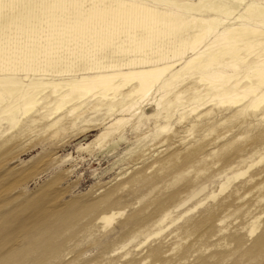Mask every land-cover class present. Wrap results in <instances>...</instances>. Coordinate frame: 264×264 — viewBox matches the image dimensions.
<instances>
[{
    "label": "rangeland",
    "instance_id": "rangeland-1",
    "mask_svg": "<svg viewBox=\"0 0 264 264\" xmlns=\"http://www.w3.org/2000/svg\"><path fill=\"white\" fill-rule=\"evenodd\" d=\"M26 1L27 5H25L24 8L21 7L22 9L20 8L21 16L17 14L16 17L15 15L14 19L11 20L12 23L10 21L11 24L9 23V25L8 23L6 25L0 24V49L7 47V43L10 42L9 40H12L11 44H8V46L10 45V47H8V53L14 55L22 49V51H24L23 54L19 53L18 58H20H15V63L11 64L12 66L14 65L15 68H19V66L40 68V66L45 64L47 59L50 61L52 60L51 62L57 65L61 63L63 67L72 66L73 68L83 67V64L86 66L92 63L97 64L96 62L102 63L108 61L107 58L110 59L112 57L111 51L115 50L118 46L124 48V52L120 51L114 53V58L127 56L134 58L143 55L151 57L154 55L156 56V54L162 55L165 53L170 55L178 51L176 46L180 41L179 38H188L190 34V30L188 29L189 23L187 22L182 29L180 28L177 30L176 35L178 38L174 41L168 37L160 39L159 36H156L147 43H141V40H139V42L135 41L129 43L126 41V34L122 32V25H118L116 26L117 29L112 30V33L106 35V38L111 41L110 43L99 45L92 44L88 39L90 30H93V27L85 29L83 31L84 34H78L76 31V29H79L77 25L85 21L82 18L83 13H85V8L89 6L92 0H65L66 2L63 0L65 7L63 6L62 11H57L55 9L54 11H48L47 8H43L42 6L35 7V0H31V3L30 0ZM45 1L47 0H43V3H45ZM132 1H145L158 9L165 8L177 16L183 15L187 11L183 6L155 3L154 0ZM177 1L182 3L187 0ZM190 1L197 3L201 0ZM212 1L217 3L219 9L223 7L229 8L233 5L236 10L232 13L233 15L231 14L225 19L223 24L218 25L207 33L205 44H209L217 38H220L221 41L226 39L228 35L227 31L230 27L236 25L237 22L242 26L251 25L250 21L244 18L237 19L236 16L241 13L245 15L249 14V10L246 8L249 4L258 3L259 1L264 2V0H241V3L239 0H224V2H222L223 0ZM76 6H80V14L74 13ZM201 11L202 10H199L194 13L188 10V15L194 17ZM255 11L257 10L255 9ZM50 12L53 15L52 17L49 16ZM213 14L214 13H208L205 17H212L214 16ZM26 15L27 17L29 16L27 20ZM36 16L39 17L36 18ZM217 16L223 19L225 18V14L222 12L217 13ZM72 18L75 19L73 20ZM208 21L209 19H205V22ZM72 23L73 28H69ZM131 31L139 33L141 32V28L134 27ZM56 33L58 36H56ZM47 38H49L50 41H48ZM216 43H218V41L213 42L212 45ZM139 44H144L145 46L143 47V45L140 46ZM33 48L36 50L37 55H33L35 57L27 56L28 54L26 51L33 50ZM45 48L46 50H44ZM259 50L260 49L257 48L244 52L240 54V56L242 55L241 57H244L246 62H242L239 59L240 56H238L233 59L234 62H236L234 68H230L225 64L221 66V69L226 73L232 74L230 80H236V82L241 84H243V82H249V80L243 77V74L248 69L249 71L252 70L251 68L254 65L261 63L262 60L259 59H262L263 56L259 53ZM47 52L50 54H48V56L44 55V53ZM190 54L191 52L186 50L182 58L178 59V55L172 57L174 59H171L178 63L174 70L180 68L184 64L183 59ZM245 57L247 59H245ZM230 60L231 59H228L229 62ZM250 61L251 64L248 63ZM255 61L258 62L254 64ZM16 63L19 64L16 65ZM0 64L5 65L3 61H1ZM247 64L250 65L246 67L245 65ZM68 74L69 72L63 75ZM199 74L200 71H195L193 77L189 74L184 75V79L180 83L181 85H177V87L189 84L194 80V77H197ZM169 76L170 74L166 75V77ZM204 84L206 83L203 80L197 83L198 86L200 85L199 88H202ZM208 86L206 85V90L202 92L200 99L193 97L195 95L189 97V95L185 94V96L183 94L180 100H173V104L169 103L168 108L159 112L156 117L148 118L142 117L141 115L137 116L138 114L135 115L136 117L133 116V118H131L132 121L129 120L124 122V124L122 123L120 129H123L119 130V132H114L112 128L111 134L109 133L107 138L100 145L91 142L95 141L97 138L96 136L104 131L107 124L103 125L101 122L103 123L104 120L108 121L110 119V114L115 112L114 108L109 107L107 102L112 94H109L110 96L108 95L106 98H99V100H102L100 104H94L97 101L94 100L97 95H88L86 102L78 106L73 115L68 117L70 120L69 124L60 132L54 133L55 131L53 128L49 129V131L45 130L43 126H40L42 128L40 131H32L28 134L15 136L16 138H13L10 142L2 146L0 151L7 149L11 150V152L9 151V156L11 158L1 165L4 167V170L8 168L7 174L9 175L7 176L11 177H8V182L6 181V185L4 184L7 188L3 192L5 193L7 191L6 195L8 196L5 197L6 195L3 192L0 194V207L4 202H7L4 203L5 206L2 205V208L4 207L3 209L0 208V210H3H1L3 213L0 211V216H2V218L0 217V225H2V228H5L7 225L6 227L9 228L7 230L9 236L12 235L11 237H15L16 240L14 239L15 241H11L10 238L7 237L12 244L5 239V241L7 240L6 243L8 242V247L5 249L7 245L6 243L3 244L5 241H2V238H6V235L4 236L1 234L3 237H0L2 242L0 244L1 246H5L4 248H0V256H4L9 251H12V249L17 250V247H20L21 249H18L13 255V261L8 264H140L143 261V257L146 256L145 247L149 245V241L151 243V241L157 239L167 241L166 246L170 248L172 256H177L189 249L190 253L186 255L187 258L185 257L188 263H193L197 255L205 257L212 254L211 256L213 257L210 256L211 258H209L208 261L210 263H215L220 257V252L230 250L229 252L232 255L237 254L234 242L227 239L224 235L228 232L235 231L236 228L239 229L242 226H246L248 224L249 215L247 214L249 210V212L260 215L261 217L259 218V229H257L256 234L258 235V233L264 229V200L257 202V195L263 193L264 188L263 191L259 192L256 187H251L252 183H240V181L244 180L250 173L256 171L257 168L261 166V163H255L259 159L258 155H244L242 157L243 153L231 152L225 160L223 158H215L211 153L214 151L215 145L220 141L215 139L212 145L206 146L198 154L199 157L205 158L204 160L207 162V165L202 166V162H195L194 165H192L191 161L193 159L187 155V148L196 142L197 137L194 136L195 131L193 132L192 127L188 126L187 121L203 110H191L195 105L193 101L196 100H198L197 102L207 101V104L202 108L206 107L212 108L217 112L220 111L218 115L221 116H217L218 119H222L223 115H230L231 110L235 109L236 111V109H239L238 124L232 122V125L229 126L231 128L228 127L230 130L227 129L226 137L223 139H227L228 136L231 138V136L236 134H238L237 136L244 137V134L241 135L242 127L246 129L247 124L249 126H254L255 123L257 124L259 121H261V123L263 122L262 124L264 125V115L261 114L264 103L260 104L257 108L244 106L243 102L250 97L249 95L248 98L246 97L247 99H243L236 105H221L218 104V99L210 101L215 95V89H211ZM260 88L264 89V85L261 84ZM237 92H240V89H237ZM241 94L242 93H240V95ZM160 95L161 92H154L149 96L151 100H149V98L147 100L149 102L158 100ZM166 98H172V94H168L164 99ZM220 98L224 99L223 96ZM147 100L144 101L145 104H143V107L145 114L149 115L152 112L154 113L155 107L150 104L148 105L149 102ZM90 102L93 103L88 104ZM40 104L41 101L36 102L31 112L39 108ZM70 105L71 103L65 105L55 114L51 115V117H55L59 113H65ZM168 113H171L170 118L167 115ZM124 115L126 117L130 116L127 113ZM12 116L16 118L20 117L18 111L12 114L4 112L0 114V135L10 134L11 126L9 125V119ZM16 128L18 129L19 126ZM214 134H217V131L214 132ZM26 140L28 142L24 146L23 143H25ZM89 143H91V146L88 145ZM173 153L176 154V164L166 165L165 162L167 157ZM240 160L243 163H237L240 162ZM253 162L255 164H253L252 167H248ZM3 167L1 168L3 169ZM194 168L196 170H194ZM241 169H247V171L244 172L243 175H240V177V173L238 174V172H241L239 171ZM235 175L237 176L235 177ZM185 181L193 182L190 187L182 191V195L180 194L179 199H175L171 202L166 212L167 217H165L163 222H158L151 227L144 224L142 226L139 225L147 221L148 218L155 215V213L157 214L154 218L157 220L161 214H163V211L161 213L155 212L156 203L162 200L168 193L182 187ZM221 187H223V189H221ZM114 190L116 191L117 198H119V196L121 197L120 200L123 204H103V209L115 207L113 209L114 211L118 209H125V211L123 210V212L117 215L109 226L103 227L102 223H94V213L93 215H83L81 212L83 209L82 205L98 202L104 195ZM46 192H48L46 194L48 198L45 196ZM10 195H13V200ZM3 197L12 201L4 199ZM42 197H45L44 206H47V208L44 206L43 208H46L48 211L53 208L52 212L54 211L55 213L50 212L53 216L50 215L51 217H49L50 220L48 221L50 222L46 228L47 232L44 229L46 235L40 236V238L37 237L34 241L32 240L33 242L29 241L30 243H28V239L25 238L26 235L24 233L15 232L16 234H13L16 220L11 221L12 223L7 220L15 216L14 214L17 213L19 206L22 207V203L24 207V203L28 204L33 202V200L36 202V199H42ZM17 198L20 202L18 201L15 207L13 203L17 202ZM26 199L31 202H25ZM76 201L79 203L76 204ZM81 201L84 204L81 203ZM66 203L76 204L72 209L74 213L71 212V209L65 210L66 212L60 211V208L61 210L65 209L63 205ZM11 207H15L17 210L15 209L14 211ZM5 208H7L6 212L8 209L12 211L9 210L8 213H6ZM56 208L58 210H56ZM35 209L34 207L33 209H27V211L25 210L21 215L30 214L31 210H34L36 214L38 208L36 211ZM34 212H31V214ZM63 213L65 214L63 215ZM69 213L71 215H69ZM5 216H7V218ZM220 220H223V222L220 223ZM214 224L216 225V229L223 228V231L214 233V229L212 232L209 231L206 233L205 229L207 226H212ZM140 230H144L145 233H140ZM152 231V234H147ZM10 232H12V234ZM241 232H245V228ZM256 234L247 236L244 247L250 244L257 236ZM43 237H45L46 240L48 237H52L56 245H60L62 249L60 256L65 255L63 259H58L60 256L56 257L49 251V253L44 252V254H42V250L46 247V241L44 242L45 238L43 239ZM223 237L225 238L223 239ZM142 250L144 252H142ZM46 254L49 255L47 256ZM32 257L34 258V262H32ZM136 259L137 262L140 260V263H137ZM148 260L149 259H145V263L141 264H151L149 263L150 260L149 262ZM179 261L176 262L172 260L171 262L173 264H182L184 260L182 259ZM159 262L165 264L161 261L156 263L159 264ZM225 263H231V258H227L223 262H218V264ZM238 264L244 263L239 261Z\"/></svg>",
    "mask_w": 264,
    "mask_h": 264
},
{
    "label": "bare ground",
    "instance_id": "bare-ground-1",
    "mask_svg": "<svg viewBox=\"0 0 264 264\" xmlns=\"http://www.w3.org/2000/svg\"><path fill=\"white\" fill-rule=\"evenodd\" d=\"M25 1L26 0H0V24L6 25L8 23L9 25L10 21L14 19L15 15L16 17L17 14L20 15L21 9L24 8L25 5H27V1L26 4ZM154 2L162 3V4L164 3L166 5H173V6L180 5L183 6L185 9H187V11L183 15L177 16L172 14L169 10L165 8L158 9L145 1L92 0V2L89 3V6L85 8L86 9L85 13H83L82 18L85 21L77 25V28L79 27V29H76V31L78 34L81 33L84 34L83 31L85 29L89 27H93V30L89 29L90 33H89L88 41H90V43L92 44H98V45L110 43L111 41H109L108 38H106V35L112 33V30L117 29L116 26L118 25L119 26L122 25L123 28L122 32L126 34V41L129 43L135 41L139 42V40H141V43L142 42L147 43L148 41H151L153 37L156 36H159L160 39L168 37L173 39L174 41L176 38H178V36L176 35L177 30H179L180 28L182 29L184 27V24L188 22L189 23L188 29L190 30L189 31L190 34L188 38L185 39L179 38L180 41L176 46L178 51L175 52V54L171 53L169 55L165 53L162 55L156 54V56L154 55L151 57L148 55L145 56L143 55L134 58L128 56L122 58H114L113 57L114 53H118L120 51L124 52V48L118 46L115 50L111 51L112 57L111 58L109 57L110 59L107 58L108 61L106 62L104 61L102 63L96 62L97 64L92 63L86 66H84L83 64V67L73 68L72 66L63 67L61 66V63L57 65L51 62L52 60L50 61L49 59H47L46 62L44 61L45 64L40 66V68H36V67L31 68L28 66H19V68L18 67L15 68L14 65L12 66L11 64H14L15 58H18L19 53L23 54L24 51H22L23 50L22 49L18 53L16 52L14 55L8 53L9 51L8 47H10V45L8 46V44H11L12 42V40H9L10 42L7 43V47L0 49V62L3 61L5 63V65L0 64V114L3 112L12 114L15 111H18L20 117L16 118L12 116L9 119L11 132L10 134L7 135H0V148L4 146L6 143L10 142L13 138H16L15 136L28 134L32 131H40L42 129L40 126H43L45 130H49L53 128V130L55 131V132L53 131L54 133L60 132L67 126V124H69L70 120L68 117L73 115L74 111L77 109L78 106L86 102V99H88L87 96L90 94L97 95L94 98V100H97L94 104H100L102 100H99V98L101 97L106 98L109 94H112V96L107 100V102H108V106L113 107L115 112L110 114L109 117L110 119L108 121L104 120L103 123L101 122V124L103 125L107 124V125L105 126L104 131L100 132V134L96 136L97 138L95 139V141L91 142L93 144H99V145L103 143V141L107 138L112 128L114 129L113 130L114 132L117 131L119 132V130L123 129V128L120 129L122 123L124 124V122H127L129 120L132 121L131 118H133V116L137 114H138L137 116L141 115L142 117H148V118L156 117L159 112L168 108L169 103L173 104L172 102L173 100L176 101H178V99L180 100V98L183 97V94L184 95L187 94L189 95V97L195 95L193 97L200 99L202 92L206 90V85L207 86L209 85L208 87L211 89H215V95L210 99V101L218 99V104L221 105L224 104L236 105L240 103L243 99H247L249 95L250 97L247 100H245V102H243L244 106H251L253 108H257L258 106H260V104L264 103V89L260 88L261 84L264 85V2L263 1H259L258 3H253L249 5L246 3L248 5V7L246 8L247 10H249V14L245 15L241 13L236 17L237 19L244 18L247 21H250L251 25L242 26L239 22H237L236 25L230 27L229 30L227 31L228 35L226 39H224L225 41L224 40L221 41L220 38H217L213 42L218 41V43L214 45H212L213 42L209 44H205L207 33L213 28L217 27L218 25L223 24L225 19H227L236 10V8L233 7V5L229 8L223 7L222 9H219L217 3H215L212 0H201L197 3L192 2L190 0L183 1L182 3H180L177 0H154ZM222 2H224V0ZM239 2L241 3V0H239ZM37 6L38 7L42 6L43 8H47L48 11L49 10L54 11V9L57 11L58 10L62 11L63 6L65 7V4H63V0H47L45 1V3H43V0H38V2L37 0H35V7ZM79 7L76 6V8L74 9L75 14H80ZM255 9L257 11H255ZM188 10L194 13L198 12L199 10L202 11L200 13H197V15H195L194 17H192L188 15L189 13ZM219 12L225 14L224 19L217 16V13ZM208 13L209 14L214 13L213 14L214 16L211 17L209 15L210 17H205V15H207ZM49 16L50 17L53 16L51 12ZM28 17L26 15V20ZM37 17L39 16H36V18ZM75 18L72 19L74 20ZM205 19H209V21L205 22ZM134 27L141 28V32L139 33L132 32L131 29ZM69 28H73V23L72 25L69 26ZM56 36H58V34ZM47 39L48 41H50L49 38ZM142 45L143 47L145 46L144 44ZM257 48L260 49L259 53L263 56V58L259 59L262 60L261 63L254 65L251 68L252 70L249 71L248 69L243 74V77L249 80V82H243V84H241L236 82V80H230L232 74L226 73L223 69H221V66L226 64L228 67L234 68L236 63L233 60L234 58L240 56V54H243L244 52H248ZM44 50H46V48ZM186 50H188V52L190 51L191 54L183 59L184 64L180 68L174 70L175 67L178 65V63L174 62V60H172L174 58L172 57L178 55L179 56L178 59H180L186 53ZM26 53L28 54L27 56L32 57L33 55L36 54V50L33 48V50L30 51L28 50L26 51ZM48 54L50 53L48 52L44 53V55L46 56H48ZM241 56L239 59L242 62H246L244 60V57ZM228 59H231L230 62L228 61ZM245 59L247 58L245 57ZM256 62L258 61H255L254 64ZM248 63L251 64V61ZM17 64L19 63H16V65ZM249 65L247 64L245 66L247 67ZM195 71H200V74L197 77H194V80L192 82L190 83L187 82L189 84L186 85L184 84L181 87H177V85H181L180 83L183 81L184 75L189 74L190 76L193 77ZM68 72H69L68 75H63L64 73H68ZM168 74H170V76L166 77V75ZM202 80L206 84H204L202 88H199L200 85L198 86L197 83ZM237 89H240V92H237ZM154 92H159V93L161 92V95L158 100L155 101L152 100L151 102H149L147 99ZM240 93L242 94L240 95ZM168 94H172V98L164 99L165 97H167ZM221 96H223L224 99L220 98ZM146 100L149 102L148 105L150 104L155 107L154 113L152 112L149 115L145 114L144 112L143 104H145L144 101ZM149 100H151V98H149ZM39 101H41L39 108H37L36 110L34 109L33 112H31L32 108L34 107V104ZM197 101L198 100L193 101L195 105L191 108V110L192 111L198 109L201 110L203 109V110L201 112H198L194 117H192L187 121L188 126L192 127L193 132L195 131L194 136L197 137L196 142L187 148V155L192 157L193 159L191 161L192 162L191 164L194 165L195 162L196 163L202 162V166L207 165V162L204 160L205 158L203 159L202 157H199L198 154L206 146L210 144L212 145V142L215 139H218L220 141L215 145V149L211 153L214 155L215 158L218 159L223 158L225 160V158L228 155H230L231 152L241 153V154L243 153L242 157L244 155L245 156L258 155L259 159L255 163L256 164L261 163V166L258 167L256 171L250 173L244 180L240 181V183L243 182H248L250 184L252 183L251 184L252 188L256 187V189H258L259 192L263 191L264 188V125L262 124L263 122L261 123L259 119L258 120L259 122L257 124L255 123L254 126H249L247 124L246 129L242 127L241 135L244 134V137L237 136L238 134H236L231 136V138H229L228 136L227 139H223L224 137H226L227 129L231 128L229 127L232 125L231 123L236 122L238 124L239 121L237 119H238V114L240 113L239 109H236V111L235 109L231 110L230 115L229 114L225 116L223 115L222 119H218L217 116H221L218 115V112L220 111L217 112L212 108H206V107L202 108L204 105L207 104V101L205 102H197ZM93 102H90L88 104H91ZM70 103L71 105L69 106V109L65 113L63 114L59 113L57 116H55L56 118L51 117V115L55 114L58 110H60L65 105ZM123 113L124 114L127 113L130 116L126 117ZM261 114L264 115V107L262 108ZM167 115L169 118L171 117V113H168ZM17 126H19L18 129L16 128ZM216 131L217 134H214V132ZM27 142L28 141L26 140V142L23 143V145L25 146ZM91 143H89L88 145L91 146ZM9 151L11 152L10 149L0 151V194L3 191H5V189L7 188L6 186H4V184L7 181L8 177L9 178L11 177V176H7L9 175L7 174L8 168L4 170V167L1 166L11 158L9 156L10 155ZM237 163H243V162H241L240 160V162ZM255 163L253 162L248 167H252L253 164ZM165 164L166 165L176 164V154L173 153L172 155H169L167 157ZM1 167H3V169ZM194 170L196 169L194 168ZM239 171H241L238 172V174L240 173L239 174L240 176L243 175V173L246 172L247 169L246 170L241 169ZM236 176L237 175H235V177ZM192 182L193 181H185L182 184V187L177 188L173 192L168 193L162 200L156 203L155 212L161 213L163 211V214H161V216L157 220L154 218L157 214L155 213V215L149 217L147 221L142 222L139 225L142 226L144 224L151 227L156 225L158 222L161 221L163 222L165 220V217H167L166 212L171 202L174 201L175 199H179L182 191L190 187ZM221 189H223V187H221ZM6 192L3 193L6 195ZM115 192L116 191L114 190L107 193L98 202H92L90 204L82 205L83 209L81 212L83 213V215H93L94 213L93 215L94 223H102L103 227H107V225L109 226L117 215L123 212V210L125 211V209L123 210L118 209L117 211H114L113 209L115 207H109L103 209L102 207L103 204L120 205L121 197L119 196V198H117ZM47 193L48 192L45 193L46 197L48 196L46 195ZM7 196L8 195H6L5 197ZM11 196H12L11 199L13 200L14 197L13 195H10V197ZM18 198H17V202H14L15 200L13 201L15 207L17 206L15 204L16 203L18 204L19 201ZM257 198H258L257 202L263 201L264 192L259 193L257 195ZM4 199H8V198H4ZM26 201L27 203L31 202L28 201L27 199L25 200V202ZM35 201L36 202H34L33 200V202L28 204L24 203V207L22 203V207L19 206L18 210L15 207L14 208L11 207L12 210L14 209V211L16 209L17 213L15 212L16 214H14L15 215L13 216L14 218L11 216L12 218H9L8 220L5 219L8 222L16 220L15 221L16 223L14 224L15 226L13 225L14 226L13 234L15 235L16 234L15 232L22 234L24 233L26 235L25 238L28 239V243H30L29 241L32 240L34 241V239H36L37 237L40 238V236L42 237L43 235H46L45 234L47 232L46 228L50 222L48 221L50 220L49 217L53 216L50 214V212L51 213L54 212V211L52 212L53 208L52 209L50 208L51 210L48 211L46 209L47 206H44L45 197H42V199H36ZM4 203L2 205H4ZM75 203L64 204L63 208L65 209L61 210L60 208V211L66 212L65 210L71 209L72 212L74 205L76 206V204H78L79 202H77L76 204ZM81 203L83 202L81 201ZM2 205L0 208H2ZM43 206L46 208H43ZM33 207L34 209L35 207L36 209L38 208L37 211L35 209L36 214L34 210L33 211L31 210V212H34L33 214H31L30 212V214L28 213L29 215L28 214L21 215V213L25 212V210L27 211V209H33ZM100 207L102 208L99 209ZM6 209L7 208H5V212ZM9 210L10 209H8V211ZM56 210L58 209L56 208ZM8 211L6 213H8ZM249 211L247 214L249 215L247 222L248 224L246 226H242L239 229L236 228L235 231L228 232L224 235L227 239H230L232 242H234V244L236 245L237 254L232 255L229 252L230 250L220 252L219 253L220 257L217 259L215 263H210L208 261L209 258L213 257L211 256L212 254L205 257L197 255L194 258L193 263L192 262L188 263L186 262V258H187L186 255L190 253L189 249H187L186 252H183L177 256L174 253L175 256H172L170 253V248L166 246L167 241H164L162 239H157L155 241L154 240L151 241L150 243V241L147 238V240L149 241V245L145 247L146 251L144 249L146 256H144L142 260L144 261L145 259H149L150 262L149 260L148 262L151 264H155L158 261H161L165 264L166 263L171 264L172 260L178 262L179 260L182 259L184 260L182 264H218V262H223L225 259L231 258V263L228 264H238L239 261H242L244 264H264V229L261 230V232H259L258 235L256 234L257 229H259L258 228L259 218L261 217L260 215H256ZM64 214L65 213H63V215ZM69 215L71 214L69 213ZM0 217L2 218V216ZM5 217L7 218V216ZM222 222L223 220H220V223ZM6 226L5 228H2V225H0V237L6 235V238L3 237L4 239L2 238V241H5V239H7L8 242L10 240L15 241L16 240L15 237H11L12 235L9 236V232L7 231L9 228H7ZM244 228H245V232H241ZM44 229L46 231L45 233H44ZM213 230L214 233L221 232L223 231V228L216 229V225L214 224L212 226L211 225L207 226L205 232L206 233L209 231L212 232ZM139 232L142 234L145 233L144 230H140ZM10 233L12 234V232ZM152 233L153 231L147 234H152ZM254 234H256L257 236L250 242L248 246L244 247V245L246 244L247 236H252ZM7 237L10 238V240ZM225 237H223V239ZM44 238L45 237H43V239ZM40 240L43 241L42 239ZM6 241L3 244H5ZM45 241H46V245H45L46 247L44 246L45 249L42 250L43 251L42 254H44V252L49 251L56 257L60 256L62 252L60 245L57 246L52 237H48L47 240L45 238L44 242ZM0 243H2L1 238H0ZM7 243H6L7 246L4 245L5 249L6 247H8ZM4 246L2 245L0 248L2 247L4 248ZM18 249L21 248L17 247V250L12 249V251H9L6 255H4L3 253L4 256H0V264H8L11 261H13V255L14 253H16V251H18ZM144 251L142 250V252ZM64 256L62 255L58 259L61 260L64 258ZM143 261L141 263H145V261L144 262ZM32 262H34V258ZM159 264L161 263L159 262Z\"/></svg>",
    "mask_w": 264,
    "mask_h": 264
}]
</instances>
